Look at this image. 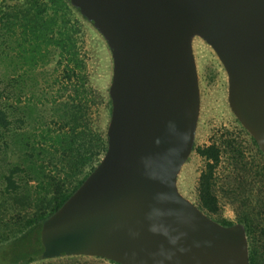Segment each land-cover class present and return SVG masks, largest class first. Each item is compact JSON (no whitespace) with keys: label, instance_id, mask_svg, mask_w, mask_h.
Masks as SVG:
<instances>
[{"label":"water","instance_id":"water-1","mask_svg":"<svg viewBox=\"0 0 264 264\" xmlns=\"http://www.w3.org/2000/svg\"><path fill=\"white\" fill-rule=\"evenodd\" d=\"M113 60L107 151L42 227V258L118 264H251L243 223L226 226L179 190L201 91L194 40L228 78V104L264 153V0H66Z\"/></svg>","mask_w":264,"mask_h":264},{"label":"trees","instance_id":"trees-1","mask_svg":"<svg viewBox=\"0 0 264 264\" xmlns=\"http://www.w3.org/2000/svg\"><path fill=\"white\" fill-rule=\"evenodd\" d=\"M77 14L81 15L66 0H27L0 10L3 54L10 55V61L17 65L12 81L0 75V194L16 210L13 228L0 236V262L32 264L43 259L44 222L78 190L107 151V130L99 128V113L93 112L90 104L97 94L89 84L80 51ZM50 49L57 51L53 84H59V95L46 98L52 106L51 116H46L38 101L12 99V82L20 87L39 62L49 61ZM201 153L218 164L217 147ZM258 153L264 157L260 149ZM235 154L236 165L246 171L248 164L241 152L236 150ZM212 168L201 176L199 195L201 209L217 213L219 199ZM245 176L236 185L237 191L244 190ZM259 201L262 210L256 215L264 217V198ZM5 203L0 202V210ZM241 219L250 240L251 264H264V245L260 247L255 241L254 218L247 214Z\"/></svg>","mask_w":264,"mask_h":264},{"label":"rangeland","instance_id":"rangeland-1","mask_svg":"<svg viewBox=\"0 0 264 264\" xmlns=\"http://www.w3.org/2000/svg\"><path fill=\"white\" fill-rule=\"evenodd\" d=\"M25 1L27 0H0V10H7ZM77 17L81 28L80 51L87 64L89 84L97 94L95 99L91 98L90 104L93 112L97 115L99 113V128L106 131L112 110L109 96L113 74L111 52L103 36L83 16L77 14ZM3 48L0 41V75L11 79V76L16 73L17 65L13 60L10 61V55L3 54ZM194 53L200 82L201 113L193 151L178 178L179 190L187 199L202 208L199 195L200 179L202 174L209 172L213 166L212 175L219 199L218 212L204 211L219 222L229 221L234 224L242 223L240 221L243 216L252 215L257 224L255 241L261 247L264 245V217H258L256 214L262 210L259 200L262 201L264 198V157L260 156L259 148L254 144L252 136L244 129L229 107L227 74L213 49L197 38L194 40ZM56 60L57 51L50 49L49 61L39 62L35 71L29 72L27 80L21 83L20 87L18 83L12 82L14 84L12 99L21 100L23 103L30 100L38 101L42 115L51 116L52 106L45 100L59 95V84H53L57 76L54 72ZM211 146L220 150L217 165L201 153L202 150H207ZM236 150L241 152L243 162L248 164L246 171L235 163ZM258 170L261 171L260 174L255 173H259ZM244 174H246L244 190L237 191L236 185L241 182ZM4 197L6 198L0 194V202H7L0 210V236L7 235V230L13 228L16 211L11 202ZM262 250H264L263 246ZM3 264L7 263L3 262ZM32 264L118 263L99 257L74 256L42 259Z\"/></svg>","mask_w":264,"mask_h":264}]
</instances>
